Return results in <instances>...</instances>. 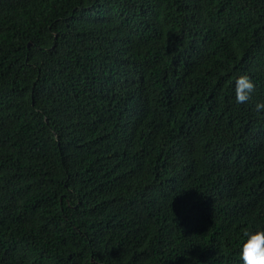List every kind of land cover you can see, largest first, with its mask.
Segmentation results:
<instances>
[{
	"label": "trees",
	"instance_id": "16d2710c",
	"mask_svg": "<svg viewBox=\"0 0 264 264\" xmlns=\"http://www.w3.org/2000/svg\"><path fill=\"white\" fill-rule=\"evenodd\" d=\"M258 101L264 0H0V264H242Z\"/></svg>",
	"mask_w": 264,
	"mask_h": 264
},
{
	"label": "clouds",
	"instance_id": "9594fccd",
	"mask_svg": "<svg viewBox=\"0 0 264 264\" xmlns=\"http://www.w3.org/2000/svg\"><path fill=\"white\" fill-rule=\"evenodd\" d=\"M255 82L247 73L239 74L234 82V100L247 102L255 90ZM257 113L264 112V101L254 105ZM239 256L242 264H264V228H256L242 234L239 240Z\"/></svg>",
	"mask_w": 264,
	"mask_h": 264
}]
</instances>
